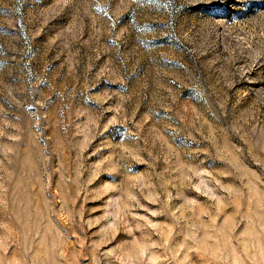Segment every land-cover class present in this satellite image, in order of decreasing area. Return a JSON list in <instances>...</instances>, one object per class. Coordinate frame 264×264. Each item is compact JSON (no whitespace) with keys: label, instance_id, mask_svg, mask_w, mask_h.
<instances>
[{"label":"rangeland","instance_id":"1","mask_svg":"<svg viewBox=\"0 0 264 264\" xmlns=\"http://www.w3.org/2000/svg\"><path fill=\"white\" fill-rule=\"evenodd\" d=\"M0 264H264V0H0Z\"/></svg>","mask_w":264,"mask_h":264}]
</instances>
